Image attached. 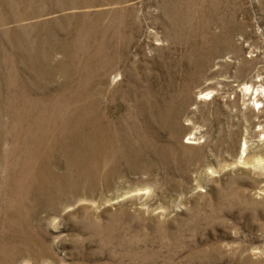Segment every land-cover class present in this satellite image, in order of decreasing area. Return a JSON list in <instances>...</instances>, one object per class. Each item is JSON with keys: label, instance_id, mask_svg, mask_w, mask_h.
I'll return each instance as SVG.
<instances>
[{"label": "rangeland", "instance_id": "obj_1", "mask_svg": "<svg viewBox=\"0 0 264 264\" xmlns=\"http://www.w3.org/2000/svg\"><path fill=\"white\" fill-rule=\"evenodd\" d=\"M41 3L0 24V46L12 53L1 64L13 65V27L36 36L37 23L62 17L96 27L91 49L116 42L124 56L96 72L94 87L144 75L142 86L172 103L149 132L167 150L34 218L12 216L0 196V264H264V0ZM67 62L61 50L50 59L51 89ZM0 92L13 100L11 87Z\"/></svg>", "mask_w": 264, "mask_h": 264}, {"label": "bare ground", "instance_id": "obj_2", "mask_svg": "<svg viewBox=\"0 0 264 264\" xmlns=\"http://www.w3.org/2000/svg\"><path fill=\"white\" fill-rule=\"evenodd\" d=\"M36 1L0 0V24L18 23L21 15L34 14ZM98 1L42 0L40 8L72 2L90 6ZM68 25V17L42 21L33 25L36 36L13 27V65L1 64V56L11 61L12 53L8 45L0 46V74L13 72L0 76V90H13V100L0 92V196L12 216L24 212L34 218L41 211L57 210L67 197L95 193L101 182L109 187L124 177V168L144 170L151 165V156L159 152L162 157L167 150L149 132L154 119L165 118L164 110L158 111L172 103L154 97L151 86H142L144 75L104 92L94 87L100 68L107 67L103 70L107 72L118 67L123 46L102 41L91 49L96 27ZM58 50L68 62L61 68L63 85L51 89L48 81L54 72L48 63ZM8 139L11 146H6Z\"/></svg>", "mask_w": 264, "mask_h": 264}]
</instances>
